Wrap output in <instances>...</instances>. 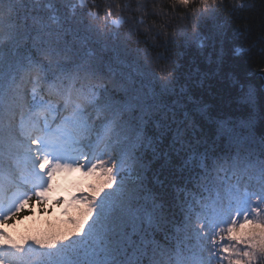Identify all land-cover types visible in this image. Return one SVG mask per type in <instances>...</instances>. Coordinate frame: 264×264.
<instances>
[{
	"label": "snow or ice",
	"instance_id": "6c2138e0",
	"mask_svg": "<svg viewBox=\"0 0 264 264\" xmlns=\"http://www.w3.org/2000/svg\"><path fill=\"white\" fill-rule=\"evenodd\" d=\"M223 3L171 0L186 23L167 42L187 41L191 27L198 47L219 44V71ZM128 7L0 0V264H264V95L233 79L239 114L224 118L190 92L172 98V65L158 66L163 82L151 89L154 70L118 71L95 46L119 38ZM137 10L141 25L163 12L155 0H138ZM74 172L96 182L54 201L65 214L78 207L65 231L14 238L5 230L33 207L44 212L57 174Z\"/></svg>",
	"mask_w": 264,
	"mask_h": 264
},
{
	"label": "trees",
	"instance_id": "16d2710c",
	"mask_svg": "<svg viewBox=\"0 0 264 264\" xmlns=\"http://www.w3.org/2000/svg\"><path fill=\"white\" fill-rule=\"evenodd\" d=\"M147 2L151 5L153 0H147ZM97 3L102 4V0H97ZM112 3L121 6L125 3L129 5L121 13L127 23L120 27L118 39L114 38L105 45L95 46V51L106 62L112 61L118 71L143 75L145 69L154 70L157 81L150 82L146 79V88L151 89L157 82H163L159 80V67L166 64L172 65L176 77L172 98L183 99L185 93L190 92L196 99L207 104L209 111L214 115L224 118L239 114L234 103L238 89L233 87V79H244L247 85L256 90L258 99L264 95L263 78L256 74L259 68L264 67V57L257 54L261 47L259 38L264 36V0H224V3L217 7L219 20L224 25L226 52L225 63L219 71L216 63L219 44L216 49L207 42L204 48L198 47L192 42L191 27L188 28L187 41L181 36L167 42L169 37L178 28H183L186 23L180 19L183 15L182 7L177 6L175 11L171 10V0H155V3L163 10L162 15L145 17L143 25L136 22L137 17L141 15L137 10L138 0H112ZM238 4H244L246 7L234 12L233 7ZM116 11L114 7L113 17ZM154 20L155 24H153ZM92 23L102 25L103 20ZM150 26L151 30H148ZM245 26L249 28V31L237 36L236 29L243 30ZM130 29L133 31L130 32ZM253 42H256V47L252 52L235 54L236 48L241 46L248 48ZM161 55L165 59L157 61L156 57ZM248 72L253 74L249 76ZM208 146L211 147L210 141ZM166 177L167 173L160 177L165 184L170 179ZM94 182L96 178L85 177L80 172L57 174L45 211L40 212L38 207H33L32 214H26L23 219L5 225V230L14 238L65 231L69 227L68 215H78V207L73 205L69 213L65 214L66 205H58L54 201L59 197L68 201L72 195L77 194L78 189L88 191V185ZM157 190L165 191L159 186ZM49 207L50 212L47 211ZM15 226H17L16 234L12 232Z\"/></svg>",
	"mask_w": 264,
	"mask_h": 264
},
{
	"label": "rangeland",
	"instance_id": "374dc122",
	"mask_svg": "<svg viewBox=\"0 0 264 264\" xmlns=\"http://www.w3.org/2000/svg\"><path fill=\"white\" fill-rule=\"evenodd\" d=\"M263 78V91H264V77H262ZM69 177V176H68Z\"/></svg>",
	"mask_w": 264,
	"mask_h": 264
}]
</instances>
